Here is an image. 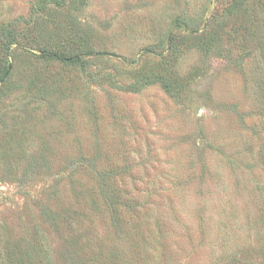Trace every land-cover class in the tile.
Returning <instances> with one entry per match:
<instances>
[{"label":"rangeland","instance_id":"obj_1","mask_svg":"<svg viewBox=\"0 0 264 264\" xmlns=\"http://www.w3.org/2000/svg\"><path fill=\"white\" fill-rule=\"evenodd\" d=\"M79 1L0 0L23 47L0 84V264H31L37 226L55 264H250L264 236V0ZM185 23L215 45L187 46ZM91 30L108 54L89 67L39 56L82 50ZM161 62L182 97L110 87Z\"/></svg>","mask_w":264,"mask_h":264},{"label":"trees","instance_id":"obj_2","mask_svg":"<svg viewBox=\"0 0 264 264\" xmlns=\"http://www.w3.org/2000/svg\"><path fill=\"white\" fill-rule=\"evenodd\" d=\"M81 2L77 0V3ZM196 28H193L189 24H184V26L181 27V31L185 33H189L186 37L187 41V46L189 45H197L199 43L198 48L201 47H206V43L209 45V49L212 48L215 45V36L212 33H209L207 31H204V39L202 38H197L195 35ZM174 28L172 27V32L167 34L165 37L166 43L168 47H170L171 43L176 45L178 34L173 33ZM180 37H182L179 34ZM94 33L89 32L88 37L86 38L85 42L83 43V48L82 50H77L76 52H67L66 49L63 50L62 48L57 49V47H52V48H44L40 50V57L45 58L47 60H54V61H59L62 62L66 65L72 66V67H79L82 65H88L91 62H93L95 59H98L101 57V59L108 53L103 52V51H98L96 49L95 45V39H94ZM203 40L205 42L204 46H201L200 41ZM23 48L21 42L19 41L18 35H17V30L12 29L11 27H8V25L2 23L0 24V84L3 83L8 84L12 75V69L14 67V64L10 61L11 56L14 55V52L16 48ZM161 47V44H159L158 48ZM169 49V48H168ZM167 49V51H168ZM165 48H161L160 52H156L152 50V48L147 49L149 53H157L159 57H161L162 61H165L166 56H165ZM87 57V60H86ZM164 62H161L158 67L154 68L153 71H147V70H139L138 72L132 73V77L134 81L127 85V86H117L118 84H112L110 87H115V89L122 90L124 92H129V93H139L143 89L154 86V85H160L167 94H169L171 97H182L184 95L183 93L186 91V84L187 82L185 80H181L178 75L176 74H164L163 69H164ZM102 76V75H101ZM102 77L105 78L106 81H111L113 83L114 79L113 77L106 73ZM259 85L261 86L262 91H264V77H262L259 81ZM264 93V92H263ZM264 98V94H262ZM263 161H264V154H263ZM263 165V163L261 164ZM117 205H119L120 202L116 200ZM106 202L103 201L101 202V208L103 206L105 207ZM111 204V202H110ZM114 204V203H113ZM121 204V203H120ZM261 206V220L263 223L264 227V197L262 202H260ZM116 205V203H115ZM107 206V205H106ZM75 226L77 229L81 230L85 227L84 224H79L78 222L75 223ZM40 228V226L36 227L34 236L39 237L40 239H33L34 244V252H33V260H30L32 255L30 256L29 253H27V261H31V264H55L54 260L50 257L49 251L46 249V242L44 239H42L40 235V231L37 229ZM261 234L258 235L259 241V246L260 252L258 253L257 258H254V260H248L247 263L250 264H264V239L261 240V238H264V236H260ZM37 244V246H35ZM33 251V250H32ZM257 254V253H256ZM11 257H16L11 256ZM21 262V261H20ZM245 262V260H244ZM16 264V263H15ZM23 264V262H22Z\"/></svg>","mask_w":264,"mask_h":264}]
</instances>
